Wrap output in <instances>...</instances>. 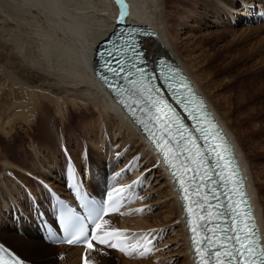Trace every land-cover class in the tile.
<instances>
[{
	"label": "bare ground",
	"instance_id": "bare-ground-1",
	"mask_svg": "<svg viewBox=\"0 0 264 264\" xmlns=\"http://www.w3.org/2000/svg\"><path fill=\"white\" fill-rule=\"evenodd\" d=\"M213 1L215 2L197 0L196 3H191L190 0H124L128 7L125 23L149 26L157 32V37L144 38L147 58L154 62L158 58L166 57L181 64L207 97L218 118L228 130L245 166L250 189L264 228V207L257 187L259 183L264 182V171L253 172L236 134L224 115L217 109L208 88L195 72L196 67L185 61L179 47L185 45L191 48L195 44V49H203V45L199 46L200 42H190V39H195L201 28L208 26L210 16L208 17L207 13L215 16L213 24L224 25V19L220 22L218 13L213 12L215 10L211 8L213 3L220 5L223 16L227 19L231 18L229 25L232 26L236 23H250L256 16L255 11L264 8L263 2L262 0ZM176 4L180 9L174 12L171 9ZM200 4L205 6L206 10L200 11L202 10L199 8ZM238 5L240 8L236 9ZM118 14L116 0H0V122L3 121L0 134L9 136L18 118L24 114L27 117L28 130L20 132H24L28 137L36 135L48 139L55 138L52 141L60 140L62 124L56 117L63 115L64 119H68L64 122L65 126L76 124L78 115L65 105L67 100L78 101L80 108L87 111L82 114L92 118L97 117V124L85 128V133L90 138L82 142L84 145L90 144V147L87 146L86 152L83 153V164L74 162L80 178L85 169L89 182L84 181V183L95 196L107 198V194L112 195L121 186L129 185L131 191L134 190L131 185L133 179L129 177L125 168L128 167L132 173L135 167L141 165L147 158L146 164L151 169L156 165L158 172L164 170L163 176L170 184L172 204L167 202L166 206L164 205L165 211L159 221H154V217L144 218L148 212L145 214V211L140 209V198L123 212L105 218L109 221V224L105 225L106 230L118 229L124 235H132L134 245L139 243L136 246H142L141 250L150 240H157V248L150 255L137 260V253L125 257L123 253L107 246L96 245L95 250H88L47 245L41 238V230L37 224L30 226L25 224L31 221L26 207L36 206L44 210L46 195L43 190L33 192L30 187L25 188L27 184L22 179L23 176H19L16 172L20 170L15 169L16 166L9 160H5L0 179V209L5 206L6 215L24 223L14 229L10 224H6L8 221H4V224L0 221V242L20 256L26 264H54L53 261L47 262L50 260L51 249H59L63 255L60 263L56 264H82L84 258H87L89 264H116L117 259L118 264H168L166 259L156 253L162 249L161 240L169 232L176 236L179 243L172 249L182 248L178 254L184 259L181 264H196L183 201L174 178L170 176L159 155L143 136L141 129L133 122L130 115L120 109L112 95L94 75L96 66L93 56L89 54L94 53L97 47H101L102 42L112 33L116 27ZM263 25L261 24L262 29H264ZM194 53V51L190 53L188 58L195 57ZM203 57L208 63V57ZM92 63H94L92 66L94 71H92ZM219 74L224 75L221 71ZM225 79L226 88L232 91L235 98L232 103L236 105L237 112L243 119L242 123L246 127L244 128L254 140L253 149L259 151L256 159L264 162V110L261 106L254 105L256 95H253L252 89L237 90L236 83L231 77ZM49 95L58 99L57 108L47 101ZM113 119L118 122H113ZM15 134L10 141L13 142L19 136V133ZM60 147L65 148L63 141H60ZM44 151L35 149V155L42 164L43 171L39 170L37 173L33 168V172L26 169L21 172L23 175L36 178L37 181L43 179V182L48 183L47 186L54 189L56 187L45 180L46 177L50 178L48 174L54 167L49 166L51 169L49 172L45 168L52 154ZM56 156L60 155L57 153L53 159H56ZM120 160H124L123 165H120ZM115 166H118L116 176L112 171ZM96 176L99 179L94 191L91 182L96 181ZM117 177L120 178L117 182L119 186H116ZM73 180L79 179L74 177ZM32 181L34 184L37 183L33 179ZM103 188H106V192H103ZM57 189L62 191V188ZM26 190L29 191L30 199H26L23 194ZM164 195L162 199L166 200L168 195L166 193ZM176 220L178 222L175 223ZM10 223L14 225L11 221ZM173 240L169 239L165 245L171 244Z\"/></svg>",
	"mask_w": 264,
	"mask_h": 264
},
{
	"label": "snow or ice",
	"instance_id": "snow-or-ice-1",
	"mask_svg": "<svg viewBox=\"0 0 264 264\" xmlns=\"http://www.w3.org/2000/svg\"><path fill=\"white\" fill-rule=\"evenodd\" d=\"M117 3L121 6L117 20L120 27L116 29L120 39L96 53L104 59L105 72L111 73V78L103 76V82L162 155L184 194V201H189L192 194L199 196L198 200L185 204L198 264H264V245L255 230L230 145L179 69L165 59L152 62L154 67L149 68L142 42L136 39L137 29L123 28L126 10L122 0ZM139 34L156 37L155 32L144 29ZM164 91L191 119V128L163 96ZM107 199H113L110 193ZM106 215H109L106 207L93 206L87 216L73 217L65 224L68 235L63 242L88 250H95L93 241L96 245L117 248L112 238L120 236V230H106L105 225L109 224L104 219ZM119 250L129 254L124 248ZM83 264H89L87 258Z\"/></svg>",
	"mask_w": 264,
	"mask_h": 264
},
{
	"label": "rangeland",
	"instance_id": "rangeland-1",
	"mask_svg": "<svg viewBox=\"0 0 264 264\" xmlns=\"http://www.w3.org/2000/svg\"><path fill=\"white\" fill-rule=\"evenodd\" d=\"M211 1L215 2L213 0ZM190 2L196 3L197 0H190ZM212 5L213 6H211V8L215 9L213 12L218 13L220 22L224 19V25L213 24L215 16L213 17L211 13H207L206 15H208V17L210 16L207 22L208 26L202 27L201 31L194 37L195 39H190V42H200L199 46L203 45V49H195V44L191 48H188L185 45L183 47L180 45L179 47L185 61L196 67L195 72L199 74L200 78L203 80L204 86L208 88L209 95L213 99L217 109L224 115L230 127L236 134V137L244 150L253 172L262 173V171H264V162H259L256 159L259 151H255L253 149L254 140L250 138L249 131L245 129L246 127L242 123L243 119H241L239 113L237 112L236 105L232 103V100L235 98L232 91L226 88L227 80L225 78L231 77L236 83V89L238 88L237 90H244L245 88H250V90L252 89L251 92L254 96L256 95V100L253 102L254 105L257 104L256 106H261L264 110V29H262L261 24L246 25L236 23V25L232 24V26H230L229 21L231 18L227 19V17L222 15L223 13L221 12L223 11L220 8V5H217L216 3H213ZM175 6L171 9L174 12L180 9L178 4ZM238 7L240 8L238 5L236 9H238ZM199 8L202 9L200 11L206 10L205 6L203 7L201 4L199 5ZM242 8L244 9L243 6ZM193 51L195 52V57L188 58L190 53ZM201 55L208 57L207 62L213 64L206 63L204 57ZM220 71L223 72L224 75L219 74ZM46 99L57 108L56 104L58 103V99L56 97L49 95ZM78 104V101L67 100L65 105L66 108H70V110L74 111V113L78 115L76 118V124L72 126H65L64 122L68 119H64L63 115L56 117L62 124L60 129V140L56 139V141H52L55 138L48 139L46 137V139L36 135L28 137L24 132H20L22 130H28V124L26 122L27 117L24 114L18 118L19 120H17L15 127L12 128V132L10 131L9 136L0 134V179L5 167L4 161L9 160L16 166L15 169L20 170L16 172H18L17 174L19 176H23L22 179H24L27 184V186H24L25 188L30 187L33 192L43 190L47 199L44 206L46 205V207H49L51 202L48 193L45 191V188L49 187L47 186L48 183H43V179H38L37 181L36 178L23 175V172H21V170L24 169L29 172H33V168H35L37 170L36 172L39 173V170L42 168V164H40L35 155V149L39 148L40 150H45V153L49 151V154H52L47 160L48 163L46 162L47 165H45L48 172L51 170L49 166H54L51 173L48 174L50 178H45L44 176L41 177L45 178L46 181H49V184L54 187L62 188V190L66 191L64 182L65 179L73 174L75 165L74 162L83 164V153L84 151L86 152L87 146L90 147V144L84 145L82 142L85 141L86 138L88 140L90 138L85 133V128H89L90 126L97 124V117L95 116L92 118V116L82 114L87 111L82 110ZM77 106H79V108H77ZM54 115L56 116V114ZM113 122L118 121L113 119ZM2 125L3 121L0 122V126ZM54 132V129H52V133ZM15 133H19V136L12 142L10 141V138L15 136ZM32 137H34V139H31ZM41 139L42 142H40ZM60 141L64 142L65 148L60 147ZM57 153L60 156H56V159H53ZM147 160L148 158L142 161L141 165L136 166L132 173H130L131 170L128 167L125 169L128 172L129 177L134 180L131 182L136 183V185L139 183L141 186L140 191L142 193H140L141 203L139 207L145 211V214L148 212L147 216L144 218L154 217V221H159L162 213L165 211L164 205L167 202H171L170 204H172V196H170L169 193L170 184L167 183L165 176H163L164 170L162 172H158L157 168H155L156 165L151 169L148 164H146ZM119 163L120 165H123L124 160H120ZM117 168L118 166H115L112 170L114 176H116ZM32 179L37 181V183H35L36 185L33 183ZM98 179L99 178L96 176V181L92 180L91 182L94 191ZM119 180V177L115 179L116 186H118L117 182ZM257 187L261 193L262 206L264 207V182L259 183ZM28 192L29 191L26 190L23 193L26 199H30V194ZM103 192H106V188H103ZM164 193L168 195L166 200L162 199L165 196ZM4 207L5 206L1 208L2 210L0 209L3 211H0V221H2L1 224H4V221H8L6 224H10V226L14 229H17V225L20 226L24 223L23 221L20 222V220H17V222L14 218L6 215ZM26 209L28 210L27 214L32 221L38 222L35 215L36 211L32 209V206H27ZM11 216L13 215L11 214ZM9 220L14 225H11ZM176 222L178 221L176 220L175 223ZM25 224L30 225L31 222L29 221ZM22 237L24 238V236ZM169 239L174 240L171 244L165 245V242ZM177 240L178 239L173 233H167L163 240H161L163 245L161 247L162 249L156 253L161 258L166 259V261L169 262L168 264H181V262L184 261V259L180 258L178 255L182 248L172 249L179 244ZM51 250V256L49 257L50 260L47 262L50 263L53 261L54 264L60 263L63 257L61 251L59 249ZM117 260L116 264L119 263Z\"/></svg>",
	"mask_w": 264,
	"mask_h": 264
},
{
	"label": "water",
	"instance_id": "water-1",
	"mask_svg": "<svg viewBox=\"0 0 264 264\" xmlns=\"http://www.w3.org/2000/svg\"><path fill=\"white\" fill-rule=\"evenodd\" d=\"M116 2H117V0H116ZM122 2H123V5L125 7V10H126V17H127V15H128V7H127L126 3L124 2V0H122ZM118 6H119V8H121L120 4H118ZM125 25H126V23L123 26H125Z\"/></svg>",
	"mask_w": 264,
	"mask_h": 264
}]
</instances>
